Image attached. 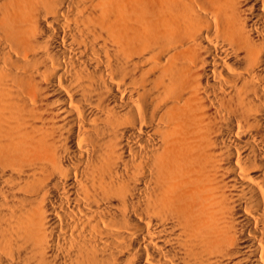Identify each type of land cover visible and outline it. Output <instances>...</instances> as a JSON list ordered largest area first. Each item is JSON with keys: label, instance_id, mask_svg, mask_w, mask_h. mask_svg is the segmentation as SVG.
Masks as SVG:
<instances>
[{"label": "bare ground", "instance_id": "6f19581e", "mask_svg": "<svg viewBox=\"0 0 264 264\" xmlns=\"http://www.w3.org/2000/svg\"><path fill=\"white\" fill-rule=\"evenodd\" d=\"M0 264H264V0H0Z\"/></svg>", "mask_w": 264, "mask_h": 264}]
</instances>
